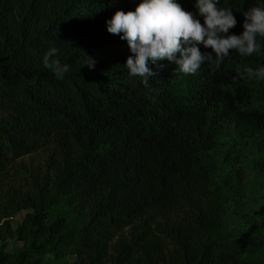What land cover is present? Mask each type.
Instances as JSON below:
<instances>
[{
	"label": "trees",
	"instance_id": "obj_1",
	"mask_svg": "<svg viewBox=\"0 0 264 264\" xmlns=\"http://www.w3.org/2000/svg\"><path fill=\"white\" fill-rule=\"evenodd\" d=\"M138 2L0 0V171L51 151L25 192L0 189V264H264V190L242 212L250 223L220 207L246 168L264 176V81L237 76L264 52L196 75L164 60L145 88L105 23ZM254 3L221 0L237 19L230 32ZM53 46L69 65L62 79L42 64ZM9 237L23 243L16 252Z\"/></svg>",
	"mask_w": 264,
	"mask_h": 264
},
{
	"label": "clouds",
	"instance_id": "obj_2",
	"mask_svg": "<svg viewBox=\"0 0 264 264\" xmlns=\"http://www.w3.org/2000/svg\"><path fill=\"white\" fill-rule=\"evenodd\" d=\"M220 4L221 0H194L189 10L179 0H139L134 9L118 8L105 23L110 34L127 42L131 54L123 66L128 76L139 77L148 88L149 80L157 77L150 65L164 60L183 75H196L204 64L219 70L233 53L249 57L264 52V0H255L242 12L239 34L230 32L237 25L233 9ZM60 56L61 50L53 46L42 57L43 66L57 79L69 71ZM86 58L82 64L92 67L94 62ZM237 76L264 81V65L242 67Z\"/></svg>",
	"mask_w": 264,
	"mask_h": 264
},
{
	"label": "rangeland",
	"instance_id": "obj_3",
	"mask_svg": "<svg viewBox=\"0 0 264 264\" xmlns=\"http://www.w3.org/2000/svg\"><path fill=\"white\" fill-rule=\"evenodd\" d=\"M50 153L51 151L49 149L40 150L32 155L10 160L4 170L2 172L0 171V189L2 193H8L7 196L9 197L13 193L18 194L25 192L31 173L36 167H42ZM239 166L240 164L238 163L235 165V168H238ZM222 167L224 168L221 169L222 174L220 175V178L227 179V181L224 182L225 184H233V186H235L236 181L233 182V179H231L232 176H234V173L227 169V167ZM243 173L244 175L241 178L243 179L241 193L236 190V194L239 193V195L234 196L231 201L226 200V202L220 204V207L224 214L228 217H232L235 222L241 219L243 222L250 223L251 221L245 216L246 213L242 212L247 210L251 201L258 202L261 199L264 190V176L256 170H250L248 168H246ZM236 197H239L240 201H238ZM25 212L26 211L23 210L16 214L14 224L20 222ZM256 227V224L248 225L250 230L255 229ZM22 245L23 243L16 237H9L5 242V249L9 252H16ZM50 264L55 263L50 262ZM67 264H72V261L68 260Z\"/></svg>",
	"mask_w": 264,
	"mask_h": 264
}]
</instances>
